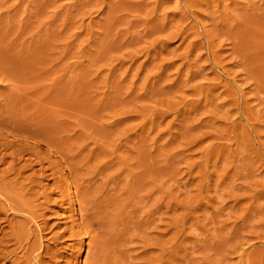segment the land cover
Here are the masks:
<instances>
[{
	"label": "rangeland",
	"instance_id": "rangeland-1",
	"mask_svg": "<svg viewBox=\"0 0 264 264\" xmlns=\"http://www.w3.org/2000/svg\"><path fill=\"white\" fill-rule=\"evenodd\" d=\"M0 94L55 264H264V0H0Z\"/></svg>",
	"mask_w": 264,
	"mask_h": 264
},
{
	"label": "bare ground",
	"instance_id": "bare-ground-1",
	"mask_svg": "<svg viewBox=\"0 0 264 264\" xmlns=\"http://www.w3.org/2000/svg\"><path fill=\"white\" fill-rule=\"evenodd\" d=\"M2 74V73H1ZM3 74H5L3 72ZM5 76V75H4ZM7 78V77H6ZM5 80V79H4ZM2 89V87H1ZM5 89V88H4ZM11 90V89H9ZM4 91V90H3ZM11 92V91H10ZM17 92V91H16ZM12 93V92H11ZM9 93V95L11 94ZM19 93V92H17ZM16 93V95H17ZM7 94V93H6ZM14 94V92H13ZM2 95L0 94V97ZM15 96V95H14ZM14 96H12L14 98ZM6 97V96H5ZM4 98V97H3ZM10 101H13L11 100V97H10ZM19 101V100H18ZM17 101V102H18ZM8 102V100H7ZM6 102V103H7ZM15 102V98H14V101ZM12 102V103H13ZM10 103V102H9ZM8 104V103H7ZM11 104V103H10ZM9 104V105H10ZM7 105V106H9ZM14 104L11 105V107L13 106ZM4 106V105H2ZM15 107V111H16V114H17V106L14 105ZM20 107V106H18ZM22 107V106H21ZM6 109V105L4 107ZM3 108V109H4ZM9 109V107H8ZM13 109V108H12ZM11 109V110H12ZM11 110L9 109V111L11 112ZM14 110V109H13ZM5 111V110H4ZM4 111L2 113H4ZM8 111V110H6ZM5 111V112H6ZM14 111V112H15ZM1 112V111H0ZM9 112V113H10ZM13 112V113H14ZM19 113V112H18ZM6 114V113H5ZM15 114V115H16ZM9 116V114H7ZM6 115V117H7ZM11 116V115H10ZM14 115H12L13 117ZM15 118V117H14ZM13 118V119H14ZM9 119V118H8ZM11 119V121L13 120ZM7 120V119H6ZM2 121V119H1ZM15 121V120H14ZM3 122V121H2ZM7 122V121H5ZM19 122V120H18ZM1 123V122H0ZM8 123V122H7ZM13 123V122H11ZM16 123V122H15ZM18 124V123H17ZM4 125V123H3ZM7 125V124H5ZM33 125V124H32ZM8 128H9V125H7ZM13 126V125H12ZM11 126V127H12ZM3 127V126H2ZM19 127V125L17 126V128ZM4 128V127H3ZM13 128V127H12ZM16 128V129H17ZM11 129V128H10ZM31 129V128H30ZM12 130V129H11ZM15 130V129H14ZM27 132V131H26ZM15 133V131H14ZM23 133V132H22ZM21 133V134H22ZM32 133V132H31ZM34 133L36 134V130L34 131ZM25 134V133H24ZM29 133H27L26 135L28 136ZM34 134V136H35ZM38 134V133H37ZM31 135V134H30ZM33 135V134H32ZM26 136V137H27ZM34 136H31L34 137ZM38 137V136H37ZM22 142V141H21ZM13 143V142H12ZM8 147V146H7ZM6 147V149H7ZM25 151V150H24ZM19 154L20 153V149H19V152L17 150H15V153L14 154ZM24 152L21 151V154L22 155ZM13 154V155H14ZM12 155V154H11ZM7 156V154H6ZM19 157V155H17ZM23 156V155H22ZM21 156V158H22ZM1 157V156H0ZM15 157V156H14ZM24 157V156H23ZM6 158V157H5ZM3 159V158H2ZM18 159V158H17ZM13 160V159H12ZM1 161V160H0ZM3 162H5V160L3 159ZM2 162V163H3ZM16 161H14L15 163ZM20 162V161H19ZM1 163V162H0ZM13 163V162H12ZM7 164V163H6ZM9 164V163H8ZM17 164V163H16ZM19 164V163H18ZM1 165V164H0ZM4 165V164H3ZM9 166H11L9 164ZM12 167V166H11ZM10 169V167H9ZM13 169V168H12ZM1 170V169H0ZM5 170H7V168H5ZM11 170H9L10 172ZM13 171V170H12ZM7 172V171H6ZM9 172H7L9 174ZM17 172H15L14 174L16 175ZM20 172H18L19 174ZM2 175V174H1ZM0 175V176H1ZM22 173L19 175L21 176ZM3 176V175H2ZM9 176V175H8ZM7 175L3 176V177H8ZM18 176V177H19ZM11 177V175H10ZM17 177V176H16ZM12 178V177H11ZM15 178V177H14ZM2 179V178H1ZM5 179V178H3ZM10 179V178H9ZM18 179V178H17ZM14 180V179H12ZM1 181V180H0ZM11 181V179H10ZM2 182V181H1ZM0 182V185L2 184ZM12 182V181H11ZM7 183V184H11L13 186V183ZM15 183V181H14ZM6 184V183H5ZM18 183H16L17 185ZM4 185V183H3ZM2 185V186H3ZM14 186L15 188L16 187H20V186ZM1 186V187H2ZM11 186V190H12V187ZM22 186V184H21ZM24 186V185H23ZM10 187V186H9ZM8 186L6 185V187L3 189L2 188V191L7 189ZM23 189V187H21ZM1 189V188H0ZM20 189V188H18ZM16 189V190H18ZM24 189H26L24 187ZM23 189V190H24ZM10 190V189H9ZM15 190V191H16ZM28 190V189H27ZM30 190V189H29ZM0 190V193L3 194ZM19 191V190H18ZM22 191V190H21ZM9 192L8 189L6 191V193ZM13 192V191H11ZM9 192L10 196L5 194V196L1 197L3 198V201L0 200V264H55L54 262V254L53 253V250L50 248H48L47 246L43 245V241L42 239L44 237L43 235V230L45 228L42 229V227H40V225L37 224V226H39V230L36 231V229H33L32 227H36L37 226H34L36 225L35 223H39L38 221L41 222V214H37L36 212V203H34V200H28V198L30 197H27V199H25L24 195L26 196V193L25 194H22V193H18L16 192V196H12L13 193ZM23 192V191H22ZM25 192V190H24ZM31 192V190H30ZM12 194V195H11ZM29 194V193H28ZM31 194V193H30ZM33 194V193H32ZM32 196V195H31ZM0 198V199H1ZM32 198V197H31ZM30 198V199H31ZM34 198V197H33ZM37 199H35L36 201ZM3 202V203H2ZM38 208V207H37ZM38 210V209H37ZM42 213V212H40ZM44 215V214H42ZM43 217V216H42ZM31 223H34L33 226L30 225ZM4 224V226H2ZM41 224V223H40ZM43 224V223H42ZM45 224V223H44ZM27 225V227H26ZM32 226V227H31ZM43 226V225H42ZM46 230V229H45ZM45 232V231H44ZM46 232H48V230H46ZM45 234V233H44ZM51 234V233H50ZM62 235V234H61ZM55 236V235H53ZM52 236V237H53ZM57 237V236H56ZM55 238V237H54ZM57 239V238H55ZM50 240V239H49ZM48 240V241H49ZM53 240V239H52ZM55 252V251H54ZM59 256V255H58ZM61 256V255H60ZM62 257V256H61ZM56 258V257H55ZM59 260V259H58ZM67 261V260H66ZM65 262H63L64 264ZM59 264V263H57ZM67 264V263H65ZM70 264V263H68Z\"/></svg>",
	"mask_w": 264,
	"mask_h": 264
}]
</instances>
